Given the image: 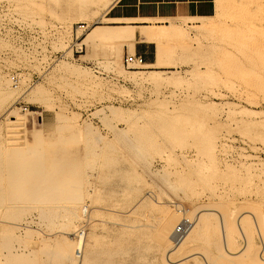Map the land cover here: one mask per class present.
Masks as SVG:
<instances>
[{
	"label": "rangeland",
	"instance_id": "374dc122",
	"mask_svg": "<svg viewBox=\"0 0 264 264\" xmlns=\"http://www.w3.org/2000/svg\"><path fill=\"white\" fill-rule=\"evenodd\" d=\"M113 1L0 0V264H162L151 221L179 209L194 227L197 209L240 206L258 215V225L248 222L253 257L220 264H264V0H217L209 20L170 22L186 34L167 43L175 68L165 78L173 72L176 83L134 79L138 69H127L124 57L136 40L85 41L95 27L113 25L104 18ZM43 111L56 113L58 130L82 149L80 174L65 181L76 186L59 195L41 158L23 148ZM243 120L260 127L261 141L240 136ZM55 222H70L73 236L50 233ZM81 231L79 262L43 240L68 245ZM214 240L196 249L215 258ZM203 255L185 264H205Z\"/></svg>",
	"mask_w": 264,
	"mask_h": 264
},
{
	"label": "bare ground",
	"instance_id": "6f19581e",
	"mask_svg": "<svg viewBox=\"0 0 264 264\" xmlns=\"http://www.w3.org/2000/svg\"><path fill=\"white\" fill-rule=\"evenodd\" d=\"M116 1L117 0H114L108 6L107 10H109ZM90 2H92V0H80L82 7H87ZM105 20L106 23L113 25L95 27L89 33L85 41L88 43L101 44H107L115 40L133 41L136 38V32L139 31L137 29L140 28V41L153 42L156 44L157 60L153 64L145 63L143 66L138 68V71H133L134 74H137L134 76V79L156 81L158 78L161 79L164 77V80L168 83H176L180 81V77L173 72L171 75H168V77L165 78V70L175 68L167 61V43L172 39L173 35H178L181 33L186 37V34L182 31V28L178 24L172 23L166 25H155L154 20L144 19L142 20L143 23L153 25L137 26L134 25V22L137 20ZM183 20L193 21L191 19ZM64 46L66 47L63 51L69 53L68 45L65 44ZM130 49L132 52H134V43H130ZM194 54L195 56H199L200 53L195 52ZM9 128L20 130V127ZM199 129L201 134L204 135L202 136L203 141L212 142L214 135L210 131V128L209 131L211 133L208 132L203 125H200ZM236 129H238L240 136L244 139H255L257 141L262 140L263 133L261 132L260 127H257L253 122H247L245 120L242 122H237ZM67 186L75 188L76 185L64 181H54L49 183L51 194L56 195H59L62 190L68 188ZM40 200L41 203H46V194L44 190H42L40 193ZM42 206L44 207L45 205ZM178 207L180 208V206ZM40 212L45 214L46 210L40 209ZM85 212L86 207L83 206L82 213L84 214ZM171 212H169V214ZM75 214L77 215V212H75ZM194 217L195 226L192 227L185 238L175 246L172 245L173 229L170 224L166 223V221H160L156 224H154L152 221L149 223V226L154 230L155 243L160 253L162 264H185L191 259H195L197 255H203L200 251H198V249H196V246H198V243H201V241L206 240L208 236H212L215 239L214 244L217 248V256L215 258H211L203 255L205 264H220V258H228L229 256H242L243 258L251 256L253 257L252 243L248 237V222L249 218H252L253 221L258 225V215L255 212L248 210L245 206L237 207L234 211L229 209L227 214L222 213V211L215 207H202L196 210ZM68 224L71 225L70 222H68ZM71 227L72 234H74V226ZM43 240L46 242V246L54 253L63 255V257L68 258L72 262H79V258L84 257L83 250L86 243L85 232L81 231L77 237H73V240L68 245L66 244V240L59 236H54ZM240 240L243 241V244L239 243ZM72 246H74L73 250L68 251L66 249V247L71 248ZM261 260L264 261L263 256H261ZM80 264H83V260H80Z\"/></svg>",
	"mask_w": 264,
	"mask_h": 264
},
{
	"label": "crops",
	"instance_id": "0c3cea01",
	"mask_svg": "<svg viewBox=\"0 0 264 264\" xmlns=\"http://www.w3.org/2000/svg\"><path fill=\"white\" fill-rule=\"evenodd\" d=\"M217 12V0H117L104 16L108 20H137L134 25L140 26L138 24H142L144 19H152L158 24L183 19L199 22L215 17ZM135 40L134 54L143 56L146 64L155 63L156 44L140 41L139 31ZM39 115V122L34 127L35 135H29L23 147L29 158H41L42 176L47 181L65 182L69 176L79 175L82 169L79 154L82 149L76 142L77 138L71 132L58 130L56 113L43 111ZM28 162L31 166L32 162Z\"/></svg>",
	"mask_w": 264,
	"mask_h": 264
},
{
	"label": "built area",
	"instance_id": "2783aa9c",
	"mask_svg": "<svg viewBox=\"0 0 264 264\" xmlns=\"http://www.w3.org/2000/svg\"><path fill=\"white\" fill-rule=\"evenodd\" d=\"M85 27L86 25L82 24L78 28L85 29ZM78 28H77V31H78ZM77 45L74 46L75 48L77 47L76 53L77 54L82 53L83 45L82 44L80 45L81 48H78ZM144 64H145L144 58L141 55H136V54L129 55L128 54L124 57V65L129 70H137L139 67L143 66ZM11 80L14 83L18 82V79L16 77H12ZM23 110L25 112V111H28L29 109L24 107ZM165 221L166 223L170 224L173 229L172 235H173V241L175 243L181 242L193 227V222L190 219L186 218V216H184L181 210L179 209L172 210V212L166 217ZM49 232L52 234H61L63 236H67L70 238L73 236L71 226L64 222H58V223L52 224L50 226Z\"/></svg>",
	"mask_w": 264,
	"mask_h": 264
},
{
	"label": "water",
	"instance_id": "95a60500",
	"mask_svg": "<svg viewBox=\"0 0 264 264\" xmlns=\"http://www.w3.org/2000/svg\"><path fill=\"white\" fill-rule=\"evenodd\" d=\"M13 123H16V124L18 123V124H20L19 126H22V123H19V122H13Z\"/></svg>",
	"mask_w": 264,
	"mask_h": 264
}]
</instances>
